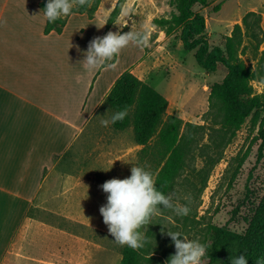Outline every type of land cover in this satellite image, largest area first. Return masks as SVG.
Instances as JSON below:
<instances>
[{
	"label": "crops",
	"instance_id": "crops-1",
	"mask_svg": "<svg viewBox=\"0 0 264 264\" xmlns=\"http://www.w3.org/2000/svg\"><path fill=\"white\" fill-rule=\"evenodd\" d=\"M41 1L0 0V264H93L97 256L101 264L106 244L53 219L112 237L101 185L130 177L124 166H141L144 146L125 152V130L102 133L94 119L123 73L149 84L161 61L154 51L125 71L117 55L114 67L89 72L81 61L90 41L118 32L115 24L107 30L99 10L93 19L70 14L61 33L46 34Z\"/></svg>",
	"mask_w": 264,
	"mask_h": 264
},
{
	"label": "rangeland",
	"instance_id": "rangeland-1",
	"mask_svg": "<svg viewBox=\"0 0 264 264\" xmlns=\"http://www.w3.org/2000/svg\"><path fill=\"white\" fill-rule=\"evenodd\" d=\"M118 1L102 0L98 16L107 17L108 22ZM173 1L125 0L120 15L113 23L114 31L127 33L130 30H142L150 37L146 47L129 44L124 48L118 54L120 63L117 69L126 67L127 71L133 62H142L155 51L153 59L156 62L160 60L161 63L148 83L171 101L167 115L177 116L185 123L204 126L197 133L196 142L186 157V166L169 194L174 203L186 204L190 208L189 214L177 216L173 210L164 207L160 209L158 216L152 218L147 230H141L145 234L152 232L155 264H159L158 259L162 257L163 251L168 260L175 254L174 243L167 232H180L190 240L199 239L207 247L214 241L209 233L211 226L224 228L244 237L256 218L264 223V144L260 131L264 130V110L259 111L255 117L248 118L234 137L217 124L209 112L210 85L222 82L228 71L220 64L214 74L204 72L197 64L194 52L185 51L179 37L180 30L166 35L153 25L154 19L168 18L175 12ZM196 11L206 18V34L212 47L223 48L234 26L242 25L243 17L249 12L261 15V27L264 30V0H209L207 7H196ZM244 45H252V41L245 38ZM260 51H264V42ZM242 58L252 70L258 68L259 55L253 48L249 47ZM263 66L260 64L258 68L259 80L252 82L254 92L260 95H264ZM112 115V110L103 106L94 120H110ZM101 131L119 134L112 123ZM122 137L124 151L133 148L135 140L132 128L125 130ZM146 161V164L142 163L140 166L138 161L135 163V160H129L124 170L129 172L131 166H140L150 171V161ZM92 196L100 197L98 194ZM37 214L50 216L35 210L31 212V215ZM53 220L59 221L60 227L71 228L77 235L93 243L106 244L107 258L103 262L101 255V264H122L125 246L117 244L114 237H105L78 225L71 226L61 219ZM99 260L97 256L93 264H100ZM203 261L208 264L206 259ZM222 261L223 256L216 264H221Z\"/></svg>",
	"mask_w": 264,
	"mask_h": 264
},
{
	"label": "trees",
	"instance_id": "trees-1",
	"mask_svg": "<svg viewBox=\"0 0 264 264\" xmlns=\"http://www.w3.org/2000/svg\"><path fill=\"white\" fill-rule=\"evenodd\" d=\"M47 2L41 1L39 7L42 11ZM101 2L91 0V7L74 8L71 14H86L93 19ZM124 2L118 1L107 22V30L120 15ZM172 4L175 12L168 18L154 19L153 25L166 35L180 30L179 37L185 51L194 52L196 62L204 72L214 74L220 64L227 69L222 82L210 85L209 112L217 124L234 137L248 118L264 110V95L256 94L252 85L253 81L260 78V64L264 65V51H260L264 42L262 17L256 12L247 13L242 19V25L234 26L223 48L212 47L206 34V18L196 11V7H207L209 0H174ZM67 17L54 23L47 21L45 33H61ZM245 38H249L252 45L245 46ZM249 47L259 55L256 70L247 66L242 58ZM168 105V100L162 94L131 72H125L119 77L103 105L108 106L113 114L128 110V115L122 121L112 123V126L117 131L133 129L136 144L144 146L139 152L140 163L146 164L147 159L150 161L156 187L165 195L173 190L186 166V157L196 142L197 133L204 129V126L185 123L177 116L167 115ZM260 131L264 144V130ZM158 207L164 208L162 205ZM209 233L214 241L207 246L208 254L203 258L208 264H216L222 256L221 264H231V258L239 255H244L249 264H258V261L264 264V223L259 218H256L244 237L216 226H211ZM146 237L148 242L139 250L125 245L122 264H155L152 232L149 231ZM158 260L159 264H166L168 256L165 251Z\"/></svg>",
	"mask_w": 264,
	"mask_h": 264
},
{
	"label": "clouds",
	"instance_id": "clouds-1",
	"mask_svg": "<svg viewBox=\"0 0 264 264\" xmlns=\"http://www.w3.org/2000/svg\"><path fill=\"white\" fill-rule=\"evenodd\" d=\"M83 6L91 7V0H48L43 11L46 20L54 23L69 16L74 8ZM149 41L150 37L146 31H109L103 37H95L90 41L87 51L83 54L85 58L81 62L89 72L102 67L112 68L115 65L111 62L129 44L146 47ZM127 115V109L120 110L115 112L110 120L101 119L100 123L107 127L110 123L122 121ZM101 187L103 192L108 194L107 203L99 209L103 223L117 244L127 245L133 250L143 248L148 242L145 231L152 218L160 214L158 206L171 209L181 217L190 212L186 204L174 203L171 195L159 191L153 173L144 167L132 166L130 177L107 180ZM167 235L171 237L176 251L166 264H204L203 258L208 251L199 239L190 240L180 232H167ZM231 264H249V261L244 255H239L231 258Z\"/></svg>",
	"mask_w": 264,
	"mask_h": 264
}]
</instances>
